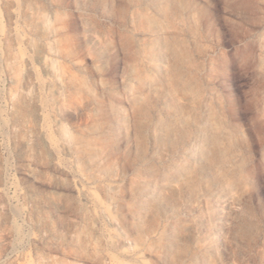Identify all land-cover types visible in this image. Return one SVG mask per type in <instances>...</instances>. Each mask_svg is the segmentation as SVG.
<instances>
[{
	"label": "clouds",
	"instance_id": "obj_1",
	"mask_svg": "<svg viewBox=\"0 0 264 264\" xmlns=\"http://www.w3.org/2000/svg\"><path fill=\"white\" fill-rule=\"evenodd\" d=\"M0 264H264V0H0Z\"/></svg>",
	"mask_w": 264,
	"mask_h": 264
}]
</instances>
